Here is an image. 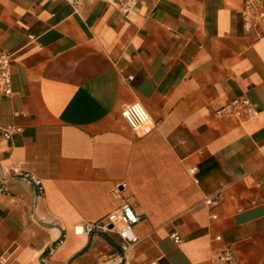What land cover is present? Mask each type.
<instances>
[{
	"label": "crops",
	"instance_id": "1",
	"mask_svg": "<svg viewBox=\"0 0 264 264\" xmlns=\"http://www.w3.org/2000/svg\"><path fill=\"white\" fill-rule=\"evenodd\" d=\"M244 1L140 0L126 15L119 0H0L14 90L0 94V253L109 264L118 228L84 225L130 203L140 242L124 264H212L225 246L264 264V37ZM241 97L255 118L217 114ZM134 103L150 131L123 118Z\"/></svg>",
	"mask_w": 264,
	"mask_h": 264
},
{
	"label": "built area",
	"instance_id": "2",
	"mask_svg": "<svg viewBox=\"0 0 264 264\" xmlns=\"http://www.w3.org/2000/svg\"><path fill=\"white\" fill-rule=\"evenodd\" d=\"M121 9L124 14L128 15L137 9L140 0H119ZM241 17L243 19L244 28L250 33H254L256 37H264V0H245L241 8ZM14 93L13 80L11 74V57L5 53L0 54V94L11 97ZM220 117L231 118L238 122H245L255 118L259 112L254 107L253 103L245 97L237 98L230 104L221 108L218 113ZM122 116L127 121L131 129L134 131L144 130L150 131L153 127L151 119L139 103L131 104L122 110ZM13 131H20L19 128L8 127L5 130L4 137L9 139ZM191 175H195V169L189 170ZM26 178L33 181L37 186L39 194H44L45 188L41 180L35 176L26 174ZM198 183V180L195 179ZM4 183L0 182V193L6 192ZM205 203L211 207L219 205V199L207 197ZM216 218V216H214ZM141 217L135 211L130 203H125L119 209L109 213L106 217L94 223H86L84 229L87 234H90L96 229L113 230L118 228V234L123 241L122 255L109 258L106 263L109 264H124L126 260L125 254L127 251L140 242V238L135 233V227L140 223ZM112 226V228H110ZM175 241H179L177 235H173ZM220 241L221 237H216ZM63 241H59V245ZM57 245H50L49 253L53 254L56 251ZM235 252L232 247L225 246L219 249L212 258V264H234ZM0 264H14L12 253L5 251L0 253Z\"/></svg>",
	"mask_w": 264,
	"mask_h": 264
},
{
	"label": "water",
	"instance_id": "3",
	"mask_svg": "<svg viewBox=\"0 0 264 264\" xmlns=\"http://www.w3.org/2000/svg\"><path fill=\"white\" fill-rule=\"evenodd\" d=\"M110 228H112V226Z\"/></svg>",
	"mask_w": 264,
	"mask_h": 264
}]
</instances>
